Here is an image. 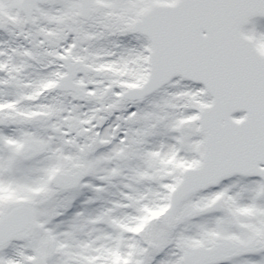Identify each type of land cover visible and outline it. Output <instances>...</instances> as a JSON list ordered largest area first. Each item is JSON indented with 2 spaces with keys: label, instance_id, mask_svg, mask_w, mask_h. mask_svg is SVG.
<instances>
[{
  "label": "snow or ice",
  "instance_id": "6c2138e0",
  "mask_svg": "<svg viewBox=\"0 0 264 264\" xmlns=\"http://www.w3.org/2000/svg\"><path fill=\"white\" fill-rule=\"evenodd\" d=\"M0 264H264V0H0Z\"/></svg>",
  "mask_w": 264,
  "mask_h": 264
}]
</instances>
